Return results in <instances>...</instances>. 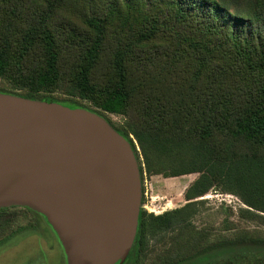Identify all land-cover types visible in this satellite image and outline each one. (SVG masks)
<instances>
[{"label": "trees", "instance_id": "16d2710c", "mask_svg": "<svg viewBox=\"0 0 264 264\" xmlns=\"http://www.w3.org/2000/svg\"><path fill=\"white\" fill-rule=\"evenodd\" d=\"M202 1L201 8L210 7L213 12L203 19L196 18L183 0H175L177 7L172 14L146 18V24L149 20L154 24L141 34L137 44L156 38L161 24L170 37L179 39V44L172 47L166 44L148 51L140 48V55L136 53L140 45L118 50L114 59L118 81L106 91L96 89L89 78L103 39L100 21L91 19L89 23L96 37L76 79L70 83V94L92 98L105 112L122 113L132 97L126 62L137 64L143 76L140 72L142 82L136 89L139 108L130 128L140 148L141 175L144 172L168 176L201 173L187 188L184 206L158 215L141 207L135 241L122 264H141L150 233L172 230L188 222L194 213L193 199L206 194L218 183H228L229 189L240 195L248 206L264 212V27L258 34L253 33L254 24H264V0H235L237 16H232L219 1L214 0L212 6L210 1ZM244 1L251 15L240 10ZM220 12L224 21L217 17ZM41 24L40 40L36 41L31 36L34 30L24 32L23 38L16 37L18 34H11L14 27L11 20L5 15L0 19V74L9 73L15 65L18 67L14 58L19 50H22L19 56L24 57L33 46H40L44 64L34 69L28 78L38 88L49 90L59 80L58 54L53 33L45 23ZM247 25L251 26V35L231 34L232 29ZM17 44L22 49H17ZM23 61L26 65L30 62L26 57ZM150 67L162 69L163 74H153ZM0 92L84 108L51 96ZM118 131L131 142L137 155L134 140L128 133ZM19 208L40 214L48 224L44 215L27 206L1 207L0 246L7 238L34 224L12 225L13 213ZM64 258L66 264L65 254ZM247 259L264 261L263 241L220 246L160 264H245Z\"/></svg>", "mask_w": 264, "mask_h": 264}, {"label": "rangeland", "instance_id": "374dc122", "mask_svg": "<svg viewBox=\"0 0 264 264\" xmlns=\"http://www.w3.org/2000/svg\"><path fill=\"white\" fill-rule=\"evenodd\" d=\"M206 1H210L212 6L214 0ZM216 1L225 5L232 16L239 14L234 9L235 0ZM183 2L196 18L203 19L213 14L210 7L201 8L203 5L201 0ZM245 4L246 1L240 8L241 12L251 15L252 11H249ZM174 7H177L175 0H0V15L3 17L5 15L11 20L14 25L11 34H18L16 37L23 38L28 31L34 30L31 36L39 41L41 23L49 27L56 42L59 70V80L53 88L49 90L38 88L28 77L34 69L44 64L40 46H33L29 54L24 56L30 61L28 65L24 63V57L19 56L22 52L19 50L18 56L14 58L18 67L15 65L9 73L0 74V90L37 97L51 96L57 101H71L86 109L102 113L114 127L128 133L134 140L138 155L136 157L140 163L142 159L140 148L130 127L139 108L136 89L142 82V68L140 70L137 64L126 62L128 87L132 89V97L122 113L105 112L92 98L70 94V83L76 79L87 50L96 37V32L89 23L91 19L100 21L103 39L99 57L89 78L96 89L106 91L118 81L114 68L115 54L118 50L140 45L136 48L137 55H140V48L148 51L153 48L159 49L166 44L169 47L179 44V39L170 37L162 24L156 38L144 44H137L142 38L141 34L154 24L150 20L146 24L145 19L164 16L168 12L172 14ZM217 17L221 21L225 20L222 12L218 13ZM250 27V25L237 27L231 30V34L241 37L251 35ZM263 27L264 24H254L253 33L258 34ZM25 45L24 42L23 47ZM16 47L22 49L20 44ZM150 68L153 74H163L162 69ZM200 176V172L179 176L162 173L149 175L144 172L141 175V207L149 213L158 215L184 206L187 203L185 197L187 188ZM193 200L194 213L188 222H182L172 230L150 233L141 264L179 260L236 243L264 242V212L248 206L240 195L229 189L228 183H218L206 194ZM15 212L13 226L28 222L34 224L4 241L0 246V264H65L62 247L45 219L38 213L34 214L20 208ZM245 264H264V261L247 259Z\"/></svg>", "mask_w": 264, "mask_h": 264}, {"label": "water", "instance_id": "95a60500", "mask_svg": "<svg viewBox=\"0 0 264 264\" xmlns=\"http://www.w3.org/2000/svg\"><path fill=\"white\" fill-rule=\"evenodd\" d=\"M141 203L133 146L105 115L0 92V208L44 215L66 264H122Z\"/></svg>", "mask_w": 264, "mask_h": 264}, {"label": "flooded vegetation", "instance_id": "af4514ba", "mask_svg": "<svg viewBox=\"0 0 264 264\" xmlns=\"http://www.w3.org/2000/svg\"><path fill=\"white\" fill-rule=\"evenodd\" d=\"M47 220V219H46ZM48 222V221H47ZM49 224V223H48ZM50 225V224H49ZM51 226V225H50ZM49 226V227H50ZM51 230L53 231V233H54V235H55V237L57 238V240L59 241V239H58V237H57V235L55 234L56 232L53 230V228H51ZM47 236L49 237V235H48V233H47ZM59 243H60V241H59ZM60 245H61V243H60ZM61 247H62V245H61ZM62 250H63V247H62ZM63 252H64V250H63Z\"/></svg>", "mask_w": 264, "mask_h": 264}]
</instances>
